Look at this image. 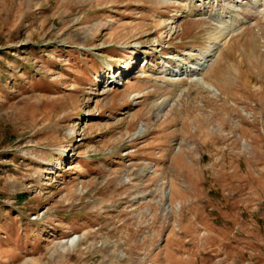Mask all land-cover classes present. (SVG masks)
<instances>
[{
	"label": "rangeland",
	"instance_id": "1",
	"mask_svg": "<svg viewBox=\"0 0 264 264\" xmlns=\"http://www.w3.org/2000/svg\"><path fill=\"white\" fill-rule=\"evenodd\" d=\"M229 2L0 0V264H264V19Z\"/></svg>",
	"mask_w": 264,
	"mask_h": 264
},
{
	"label": "bare ground",
	"instance_id": "2",
	"mask_svg": "<svg viewBox=\"0 0 264 264\" xmlns=\"http://www.w3.org/2000/svg\"><path fill=\"white\" fill-rule=\"evenodd\" d=\"M243 1H248L250 4H251V7L250 8H246V14L249 16V15H253L254 17H257V18H260V19H264V0H230V2L228 3V5H233L234 7H239L240 4L239 3H242ZM207 3V2H206ZM223 5V4H222ZM230 9V8H229ZM244 10V9H243ZM191 11V10H188V12ZM217 12V13H216ZM226 13H229L231 14L230 12H226ZM226 13H224L223 11L220 12L219 10L217 11H214V13H206L207 15H212L213 17L216 18V21L221 23L224 22H229L228 25L230 27H232L234 29V31L238 30L240 28V26L243 24V23H246L247 21L249 22V20L247 19H241L239 18L238 21L235 19L236 15H227ZM238 13V12H237ZM244 13V12H243ZM243 15V14H242ZM242 17V16H241ZM224 19H228V21L225 22ZM221 20V21H220ZM238 22V25H236L235 23ZM235 24V25H234ZM234 25V26H233ZM229 26L226 28L228 29ZM242 28V27H241ZM171 30L173 31V29L171 28ZM233 31H231V29H229L228 33L226 34V32L223 35V39H228L230 33H232ZM225 43V42H224ZM224 45V44H223ZM221 48V47H220ZM215 54V53H214ZM207 58H210L209 56ZM214 58V57H213ZM211 60L208 59L207 63L209 64ZM206 62H204V67H207ZM200 66V65H199ZM203 69V68H202ZM191 73L193 74H197L199 71H200V67H198L197 69H193L191 68L190 69ZM189 71V70H188ZM203 71V70H201ZM200 71V72H201ZM199 72V73H200ZM178 73V72H176Z\"/></svg>",
	"mask_w": 264,
	"mask_h": 264
}]
</instances>
